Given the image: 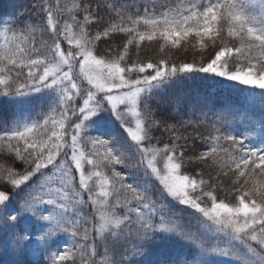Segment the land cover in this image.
Segmentation results:
<instances>
[{"label":"snow or ice","instance_id":"1","mask_svg":"<svg viewBox=\"0 0 264 264\" xmlns=\"http://www.w3.org/2000/svg\"><path fill=\"white\" fill-rule=\"evenodd\" d=\"M34 7L39 20L18 30L0 20V103L14 109L0 121V254L11 264H169L147 257L176 239L192 251L178 264H264V116L236 129L247 113L205 103L210 130L189 136L158 107L199 79L264 110V0ZM190 37L199 63L140 59L154 46L187 51ZM172 205L198 227L182 226Z\"/></svg>","mask_w":264,"mask_h":264},{"label":"trees","instance_id":"2","mask_svg":"<svg viewBox=\"0 0 264 264\" xmlns=\"http://www.w3.org/2000/svg\"><path fill=\"white\" fill-rule=\"evenodd\" d=\"M36 0H0V20L8 22L16 30L26 21L36 22L39 20L38 10L34 7ZM141 9L143 4H140ZM3 27V24H0ZM225 43L229 46H238L235 41L225 40ZM147 43V42H146ZM160 43H164L160 41ZM185 42H182V48ZM187 51L172 49L170 47H165L164 53L159 51L158 47H151L141 52L140 59L153 61L160 59L161 57L168 59L170 62H180L187 61L192 62L193 59L197 63L201 61V55L198 51L200 45L195 37H190L186 42ZM195 46V47H193ZM179 51V55H174ZM135 58V57H134ZM230 67L232 64L230 63ZM215 87V88H213ZM177 102L178 105H177ZM207 104L210 108L219 110L225 107L233 109V115L239 117L241 112L247 113L243 122H235L233 127L236 129H242L246 124H248L249 117L260 118L264 110H261L258 102L256 104H250L247 102L244 94H241L237 89L221 88L213 82L206 80H190L186 81L181 85H176L170 88L163 96L158 107L160 111L167 115L169 111L171 112L173 123H177V127L180 134L185 135H196L199 134L201 137L207 135L210 130L209 125L215 117L208 113L204 116L198 109L202 104ZM179 108V110H177ZM37 110H39L37 104ZM13 106L8 103H0V121H6L13 115ZM35 114V113H33ZM192 121L193 123H198L199 127H190L187 129L179 127V121ZM168 138L167 133L164 134L163 139L166 141ZM254 143L257 141H253ZM189 143H193L191 140ZM196 147L202 145V141L197 139L195 142ZM0 160V163H3ZM19 167V165H17ZM127 171V169H124ZM190 171V170H189ZM205 176H207L210 170L205 169ZM213 175H215V170H212ZM139 179V178H138ZM227 183V181H225ZM5 191H10L9 188L5 187ZM221 197L223 193H220ZM172 211L175 214L176 219L181 223L182 226L195 230L198 225L196 220L190 215V209L184 206L172 205ZM209 242L211 238L209 237ZM60 246L65 247L63 240L60 241ZM187 257L192 258V251L189 246L176 240L171 239L165 243L154 244L150 247L149 255L147 259L160 261V262H178L181 258ZM15 257L11 254L3 255L0 254V264H11ZM30 261V257L26 258ZM218 264H232L228 260H220Z\"/></svg>","mask_w":264,"mask_h":264},{"label":"rangeland","instance_id":"3","mask_svg":"<svg viewBox=\"0 0 264 264\" xmlns=\"http://www.w3.org/2000/svg\"><path fill=\"white\" fill-rule=\"evenodd\" d=\"M213 88H215V87H213ZM261 116H264V113H263V114H261Z\"/></svg>","mask_w":264,"mask_h":264}]
</instances>
